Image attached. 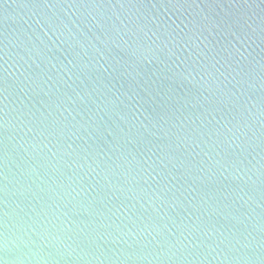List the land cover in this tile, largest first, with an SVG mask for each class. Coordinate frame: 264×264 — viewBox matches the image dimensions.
Instances as JSON below:
<instances>
[{
    "label": "water",
    "instance_id": "95a60500",
    "mask_svg": "<svg viewBox=\"0 0 264 264\" xmlns=\"http://www.w3.org/2000/svg\"><path fill=\"white\" fill-rule=\"evenodd\" d=\"M0 264H264V0H0Z\"/></svg>",
    "mask_w": 264,
    "mask_h": 264
}]
</instances>
